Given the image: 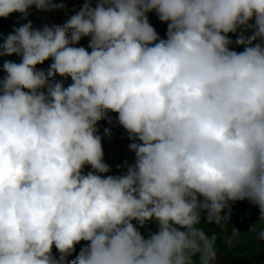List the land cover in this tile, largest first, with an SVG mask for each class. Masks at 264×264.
<instances>
[{
	"label": "clouds",
	"instance_id": "1",
	"mask_svg": "<svg viewBox=\"0 0 264 264\" xmlns=\"http://www.w3.org/2000/svg\"><path fill=\"white\" fill-rule=\"evenodd\" d=\"M33 6L65 8L0 0V17ZM13 54L0 79V264H217L202 213L228 226L247 200L264 225V0H85L62 25L14 28L0 42ZM108 113L135 154L122 175H102ZM249 230L264 241V226Z\"/></svg>",
	"mask_w": 264,
	"mask_h": 264
},
{
	"label": "rangeland",
	"instance_id": "2",
	"mask_svg": "<svg viewBox=\"0 0 264 264\" xmlns=\"http://www.w3.org/2000/svg\"><path fill=\"white\" fill-rule=\"evenodd\" d=\"M57 3H64L65 8L53 11H39L34 6L29 9V15L27 19L22 18L20 13H12L7 18L0 17V21H7L10 18H17L22 23H26L28 20L31 22L41 21L52 25H62L69 16L75 14L78 11L85 0H56ZM93 6H95V0H93ZM149 19V23L155 28L158 35L162 39H166L167 24L161 22L156 13L149 12L146 14ZM12 27H6L0 32V42L9 33L13 32ZM238 34H229L230 38L235 41ZM88 38H83L79 45L87 48ZM232 50L237 52L243 51L242 45H236L233 43L230 45ZM20 57L13 54L11 56L0 57V79H2L6 73L3 71V62L5 60H11L13 62H19ZM52 61H46L42 65H37L38 69L47 70ZM57 80L63 78L57 76ZM65 86L71 83V79L68 78L64 81ZM116 113H108V118L111 119L112 123L108 122V118L100 120L96 127L97 133L102 137V147L104 151V162L109 165L110 171L108 173L102 174L107 175H122L126 171L124 167L125 162L131 164L135 160V154L129 149V144L132 141L128 138L127 132L117 123ZM111 130V136L105 135V129ZM120 166V167H118ZM91 171L90 166H86L84 172L87 173ZM227 211V210H225ZM223 214V213H222ZM259 220V209L251 205L247 200L237 201L231 207V219L228 226H217L215 224L206 223L205 214L201 215V224L198 227L203 228V230L208 234L213 233L217 237L216 241V251H217V264H233L237 262H245L247 264H264V241H260L256 237V232L249 230L253 224L256 223V231L264 225L258 223ZM135 224L136 222L133 221ZM139 228V225H136ZM235 227L239 230V235L232 239L231 244L227 243V239L231 236V230ZM141 233L147 238L149 232L157 231V225L153 221H149L144 228H140ZM87 242L81 241L80 244L76 245V251L72 256L68 257L69 260L74 259L79 253L81 247H83ZM54 254L57 256L59 253L54 248Z\"/></svg>",
	"mask_w": 264,
	"mask_h": 264
},
{
	"label": "trees",
	"instance_id": "3",
	"mask_svg": "<svg viewBox=\"0 0 264 264\" xmlns=\"http://www.w3.org/2000/svg\"><path fill=\"white\" fill-rule=\"evenodd\" d=\"M21 24H23L21 21H19L17 18H10L9 20H7V21H0V32L3 30V29H5L6 27H12L13 29L14 28H16V27H19ZM32 24H33V26L34 27H36V28H40V27H42V26H44V25H48V26H50L49 24H47V23H43V22H41V21H38V22H32ZM233 264H247V263H245V262H242V263H240V262H235V263H233Z\"/></svg>",
	"mask_w": 264,
	"mask_h": 264
},
{
	"label": "crops",
	"instance_id": "4",
	"mask_svg": "<svg viewBox=\"0 0 264 264\" xmlns=\"http://www.w3.org/2000/svg\"><path fill=\"white\" fill-rule=\"evenodd\" d=\"M48 61H51V60H48Z\"/></svg>",
	"mask_w": 264,
	"mask_h": 264
}]
</instances>
